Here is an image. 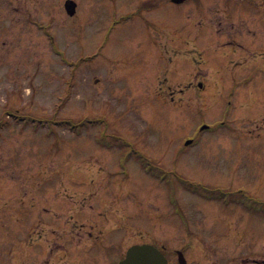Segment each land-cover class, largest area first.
Returning a JSON list of instances; mask_svg holds the SVG:
<instances>
[{"label":"rangeland","instance_id":"obj_1","mask_svg":"<svg viewBox=\"0 0 264 264\" xmlns=\"http://www.w3.org/2000/svg\"><path fill=\"white\" fill-rule=\"evenodd\" d=\"M79 1V15L73 21L59 9L39 16L50 24L56 48L65 52L67 62L27 17L20 20L15 37L8 36L15 43L0 51V121L7 119L8 110L42 120H80L107 112L110 125L85 127L78 133L49 120L35 129L31 121L12 117L8 127L0 128V264H13L20 240L35 249L39 239L46 237L48 231L40 226L48 218L43 205L53 200H115L116 211L118 205L128 211L137 205L142 210L132 223L141 227L143 217L150 221L147 238L169 249L189 243L206 248L205 238L191 239L189 229L185 231L177 218L173 221L165 215L162 221L151 222L158 214L157 205L169 213L168 188L141 169L135 158L127 168L120 164L121 149L103 148L96 138L105 129L121 137L114 141L117 144L122 145L124 138L131 141L163 168L192 182L223 189L245 184L264 199V176L257 172L264 169L263 29L253 12L236 9V0H195L183 5L165 1L157 11L142 8L144 15L139 18L125 15L139 12L142 0H133L129 8L125 3L131 0ZM6 14L10 16L5 24L12 30L11 11ZM112 24L116 28L108 34ZM104 42L106 61L80 62V57L95 54ZM173 61L179 63V78L169 71ZM199 81L204 89L198 87ZM229 119L233 130L202 132L196 146L182 153L177 150L186 136L197 134L199 123L212 126ZM112 173L117 176L111 177ZM167 175L169 182L179 183L176 175ZM175 198L194 217L190 221L201 225L197 230H205V209L195 206L209 203L183 186H178ZM222 208L215 210L233 216L238 232L218 244L233 248L229 244L233 242L236 250L244 248L239 234L248 230L244 216L238 218L239 212ZM259 218L251 219L257 224ZM111 223L115 225L113 217ZM217 227L223 228L222 222ZM135 231L127 245L139 238ZM263 242L264 238L260 248ZM21 253L23 264L46 261L40 256L35 259L34 251L29 252L31 261L29 253ZM122 253L116 249V263ZM62 262L56 251L53 264ZM172 264H178L175 256Z\"/></svg>","mask_w":264,"mask_h":264},{"label":"flooded vegetation","instance_id":"obj_2","mask_svg":"<svg viewBox=\"0 0 264 264\" xmlns=\"http://www.w3.org/2000/svg\"><path fill=\"white\" fill-rule=\"evenodd\" d=\"M69 0H0V51L8 42V36L15 37L16 27L19 25L22 17L30 19L31 23H36L40 20L39 16L42 14L51 15L52 9H59L61 12L66 10V4ZM172 1V0H171ZM239 7L241 10H250L254 13L256 24L264 30V0H239ZM115 2V0H111ZM133 0L127 1L125 6H131ZM164 3V0H143L140 3L139 14H142V7L159 8ZM78 4V2H77ZM79 9V4L77 11ZM6 11H11V22L14 24L11 30L5 24V21L10 14ZM127 11V10H125ZM128 13V12H126ZM26 18V19H27ZM14 43L15 40L13 39ZM178 73L174 65L171 74L174 76ZM264 176V173H261ZM242 190V188L249 189L245 184L238 186L226 187V189ZM208 205H203L204 213L207 217V226L205 230H197L201 225L192 223L189 234L191 239L197 240L198 236L204 237L206 240V248L201 249L197 243L192 245L189 243L188 247L184 246V252L188 263L187 264H264V247L260 248L261 239L264 238V201H208ZM217 203V204H215ZM246 203V204H245ZM258 203V205H256ZM226 210L228 213H237L238 218L244 216L248 230L241 232V238L245 242V247L235 249L223 248L218 244L219 239H225L229 234L233 233L235 228L238 229L237 220L234 217H228L218 210ZM115 200H72L65 202L53 201L49 202L44 210L46 212L47 220L45 221V229L48 231L43 243L36 244L37 247L32 249L30 247L27 254L34 251V258L37 256L46 259L44 264H53V255L61 254L63 262L60 264H118L122 260L129 248L137 244H153L158 247L169 260L171 264L174 256H177L178 249L167 251L166 247L159 245L157 241L148 239L147 231L145 232L146 224L143 222L141 227L133 225L132 220L140 214L142 207L134 206V209L125 210L124 206L118 205V211L115 210ZM174 208V207H173ZM197 210L199 207H197ZM158 214L155 217L157 221L162 220L164 213L159 207ZM196 210V211H197ZM175 213L176 210L174 209ZM198 213V212H197ZM218 213H221L218 215ZM37 214H35V217ZM253 216H259V221L254 223ZM112 217L115 225H112ZM190 218V217H189ZM193 219V218H191ZM222 222L223 228H218L217 225ZM192 228H196L193 230ZM134 229L139 232V238L135 242L127 245L128 235L122 238V231L128 233ZM57 236V239H54ZM239 236V235H237ZM121 238V241L118 239ZM60 243H64V246ZM41 246L40 248H38ZM264 246V242H263ZM116 249H120L124 254L123 257L116 263V256H113ZM241 251V252H240ZM203 252V254H202ZM199 253L196 258H191V254ZM201 253V254H200ZM22 255L18 253L17 257ZM173 255V258L170 257ZM244 255V256H243ZM31 261L32 256L29 253ZM19 259V257H18ZM29 264H39L36 260ZM172 261V262H171Z\"/></svg>","mask_w":264,"mask_h":264},{"label":"water","instance_id":"obj_3","mask_svg":"<svg viewBox=\"0 0 264 264\" xmlns=\"http://www.w3.org/2000/svg\"><path fill=\"white\" fill-rule=\"evenodd\" d=\"M180 1V0H177ZM120 264H167L162 254L152 246H135Z\"/></svg>","mask_w":264,"mask_h":264}]
</instances>
